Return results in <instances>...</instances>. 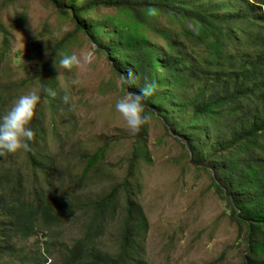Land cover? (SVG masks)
Returning <instances> with one entry per match:
<instances>
[{"label":"rangeland","instance_id":"obj_1","mask_svg":"<svg viewBox=\"0 0 264 264\" xmlns=\"http://www.w3.org/2000/svg\"><path fill=\"white\" fill-rule=\"evenodd\" d=\"M55 1L71 10L92 0H0V117L21 95L36 91L41 96L32 121L39 136L35 160L29 152L0 157V181L8 193L16 187L18 196L34 204L41 193L43 202L56 201L37 219L30 236L7 209L0 210V264H39L43 259L65 264L92 225L98 231L96 247L122 257L123 264H245L248 228L232 220L216 192L213 171L194 160L174 129L190 117V111L180 110L184 103L211 96L210 80L222 76L220 68L206 63L214 44L211 30L227 26L224 51L241 54L248 48L246 35L259 26L264 33V9L256 0L216 1L205 6L203 18L214 23L203 30L202 17L183 23L159 12L147 15L137 41L155 53L156 72L163 73L159 59L174 48L191 61L175 71L172 90L157 78L160 85L145 102L151 121L133 133L115 108L132 89L120 83L122 70L108 51L117 40L112 19L121 14L104 8L90 12L84 19L89 34L77 31L73 13L62 14ZM229 18H235L238 29ZM83 52L91 53L90 62L72 72L62 69L57 79L58 53ZM46 88L56 95L49 96ZM218 123L225 130L231 116ZM100 154V161L89 167ZM127 191L133 199L134 232L124 246L129 242L124 232Z\"/></svg>","mask_w":264,"mask_h":264},{"label":"trees","instance_id":"obj_2","mask_svg":"<svg viewBox=\"0 0 264 264\" xmlns=\"http://www.w3.org/2000/svg\"><path fill=\"white\" fill-rule=\"evenodd\" d=\"M216 1L221 3L220 0H92L82 7L73 6L71 10L59 1L55 3L62 14L73 13L77 31L89 34L91 29L84 19L90 12L104 8L121 14L112 19L116 28L113 35L118 41L108 51L122 70V75L130 68L137 74V84L131 88L136 92L143 86L145 77L155 82L157 87L160 85L157 78L160 77V82H164L163 85L168 83L167 87L172 90L176 87L175 71L191 61L189 54L174 48L159 59V68L163 73L159 75L156 72L155 53L146 48V43L137 41V36H143L138 29L146 23L147 10L155 8L159 13L182 18L183 23L202 17L199 29L203 30L208 24L213 27L211 24L214 23L210 17L208 21L203 18L208 14V11L204 12L205 6ZM256 2L260 10L264 9V0ZM229 19L238 29L235 18ZM126 21H131V25ZM215 29L211 30L214 44L206 63L220 68L222 76L210 80L211 96L203 98L199 95L184 103L180 110L190 111V117L180 122L174 131L186 140L194 160H199L205 168L213 171L216 192L226 201L232 220L248 228L245 264H264V33L261 26L257 27L246 35L248 48L241 54L240 50L232 54L224 51L229 28L219 26ZM226 115L231 116L230 127L220 131L218 122ZM34 125L31 128L36 142L39 136ZM35 142L30 143L32 160H35ZM100 157L101 154L92 157L89 167L98 163ZM134 169L135 164L131 166V172ZM17 193L16 187L8 193L6 185L0 181V210L7 209L15 217L14 224L25 236H30L35 233L37 219L50 212L49 205H56V201L43 202L41 193L39 203L34 204ZM116 195L117 191L102 201L101 208L98 205L100 210L106 209ZM127 195L128 228L124 232L125 240L129 242L125 241L124 246L130 243L134 232L133 199L130 191ZM97 233L96 226L92 225L88 236L71 249L65 264H123L122 257H112L96 247L93 241ZM47 263L44 259L39 262Z\"/></svg>","mask_w":264,"mask_h":264},{"label":"clouds","instance_id":"obj_3","mask_svg":"<svg viewBox=\"0 0 264 264\" xmlns=\"http://www.w3.org/2000/svg\"><path fill=\"white\" fill-rule=\"evenodd\" d=\"M147 14L154 16L157 14V9L150 7ZM58 55L60 56L59 62L57 63L55 60V66L60 72L57 79L62 78V69L72 72L74 69L82 68L92 58L91 53L88 52L79 55L76 53L71 55L58 53ZM144 80L143 86L138 91H129L115 105L116 111L133 133L140 132L151 121V116L146 112L145 102L154 95L157 86L155 82H150L147 77ZM137 81L138 76L131 68L120 79V83L127 85L129 89L133 88ZM73 83L78 84L79 80H73ZM44 91L49 96L54 97L56 95L51 88H46ZM40 102L41 96L36 91H30L18 97L11 108L0 117V157L32 150L30 143L35 142V132L32 130L31 124ZM65 102H68V97H65Z\"/></svg>","mask_w":264,"mask_h":264}]
</instances>
